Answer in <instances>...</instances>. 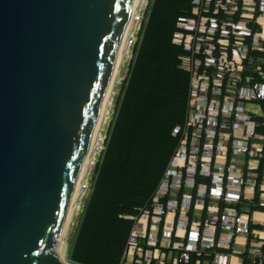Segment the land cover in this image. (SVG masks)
Returning <instances> with one entry per match:
<instances>
[{
	"label": "water",
	"instance_id": "obj_1",
	"mask_svg": "<svg viewBox=\"0 0 264 264\" xmlns=\"http://www.w3.org/2000/svg\"><path fill=\"white\" fill-rule=\"evenodd\" d=\"M133 3L0 0V264H63L67 210Z\"/></svg>",
	"mask_w": 264,
	"mask_h": 264
},
{
	"label": "built area",
	"instance_id": "obj_2",
	"mask_svg": "<svg viewBox=\"0 0 264 264\" xmlns=\"http://www.w3.org/2000/svg\"><path fill=\"white\" fill-rule=\"evenodd\" d=\"M193 16L179 19L173 42L186 52L181 58V66L198 77L200 84L194 92L191 82L186 124L174 129V136L181 134L182 141L172 164L185 144L191 149L190 154L195 149L200 151L196 154L200 159L199 166H195L191 174L195 178L200 176L202 181L210 178L211 182L199 186L195 208L204 209L203 217L207 210L206 217L210 219L195 224V227L193 221L189 231L196 183L191 197L183 195L179 199L183 204L181 211L185 210L188 219H183L180 224V211L177 225L179 201L174 200L171 204L172 199H169L165 211L162 200L170 197L172 192L163 184L169 178L171 164L153 200L152 212L139 209L142 215L136 219L120 264H166L161 249L165 243L168 248L178 251L176 264H190L193 258L197 264H202L200 259L206 260L210 256L207 264H231L235 255L245 253V249L237 251L241 236L246 241L251 237L249 253L254 261L264 262L261 253L264 234L253 228L254 210L264 207V0H193ZM237 64L242 66L240 71ZM213 70L217 77L211 76ZM202 88L208 92H204L200 108L197 105L191 115L190 104L196 101ZM208 103L212 107L208 108ZM196 127L198 136L195 135ZM184 172L186 174V170ZM211 205L215 207L211 208ZM171 208L176 217L172 216L174 221L169 226L170 231L166 229L165 217L160 241L159 224ZM151 213V224H145ZM148 230L149 237L143 241ZM178 230L183 231L180 232L184 235L183 242L175 241L172 246V234L175 232L176 236Z\"/></svg>",
	"mask_w": 264,
	"mask_h": 264
},
{
	"label": "trees",
	"instance_id": "obj_3",
	"mask_svg": "<svg viewBox=\"0 0 264 264\" xmlns=\"http://www.w3.org/2000/svg\"><path fill=\"white\" fill-rule=\"evenodd\" d=\"M186 17H194L193 0H152L148 8L93 191L68 251L73 264H120L136 224L132 218L142 215L139 209L153 210L181 147L182 135L174 136V129L185 126L189 113L193 74L181 66L184 48L173 42L179 19ZM203 182L211 179L196 178L189 231ZM168 201L169 196L162 200L166 212ZM182 206L179 201L177 225ZM164 224L165 217L161 232ZM243 264L254 263L243 256Z\"/></svg>",
	"mask_w": 264,
	"mask_h": 264
},
{
	"label": "rangeland",
	"instance_id": "obj_4",
	"mask_svg": "<svg viewBox=\"0 0 264 264\" xmlns=\"http://www.w3.org/2000/svg\"><path fill=\"white\" fill-rule=\"evenodd\" d=\"M152 0H147L146 1V4L144 5L143 7V10H142V13H141V18H142V23H141V18H140V21H139V18L137 19V24H138V27L136 29V32H135V40L133 42V45H132V48H131V53H130V56L126 55L125 57V62L122 64L121 68H120V76L117 80V83H116V87H115V94L113 95V103H112V106H110L109 110L111 112V117L109 119V122L104 124V129L106 131L105 133V138H104V141H103V148L98 156V159H97V162L95 161V164H94V167H93V172H92V175L89 179V184H88V194L87 196L84 197V200H83V209H85V206H86V203L88 201V198L90 196V194L92 193L93 191V185H94V180H95V172H96V167L97 165L100 163L101 161V158H102V155L103 153L105 152L106 150V143H107V140H108V137H109V131L111 129V125H112V122L114 120V117H115V114H116V110H117V102H118V99L120 97V94L122 92V87L124 86V83H125V80L127 79L128 77V74H129V71H130V66L132 64V61H133V58H134V48L136 47V45L139 43L140 41V38H139V35H140V23L143 24V21H145L146 19V15H147V11H148V8L151 4ZM204 18L208 21L209 23V18L207 16V14H204ZM143 25H141L140 28H142ZM208 27V25H207ZM203 29V28H202ZM205 31H207L206 28H204ZM203 29V30H204ZM139 30V31H138ZM175 37V36H174ZM137 40V41H136ZM136 42V43H135ZM135 45V46H134ZM126 64V65H125ZM238 68V71L241 70L242 66L239 64H237L236 66ZM208 72V71H206ZM232 73H234V71L232 70ZM206 74V73H205ZM210 74L211 76L213 77H217V72H215L214 70L213 71H210ZM201 75V74H200ZM199 75V76H200ZM213 81H215V79H213ZM206 82V81H204ZM193 91L196 92L198 91V85L200 84V79L198 77H194L193 75ZM216 88L218 89V85L216 86ZM204 92H208V90L206 88H202V89H199V96L198 98L196 99L195 102L191 103L190 104V107H191V115L194 113V110H196V107L198 105V108H200V104H201V99L204 97ZM116 100V101H115ZM190 102V101H189ZM115 103V104H114ZM205 103V101H204ZM114 104V105H113ZM209 107H212L210 105V103H208V108ZM114 109V110H113ZM113 110V111H112ZM115 112V113H114ZM198 127L195 128V135H199V132L197 131ZM210 140H211V137H210ZM208 140V143L209 141ZM185 143H187V141H185ZM199 142L198 140L195 141V145H197ZM185 148L182 147L180 153H179V156L177 157L176 161L173 162L171 168H170V175H169V178L166 179V181L164 182V186H168L169 187V191L170 193L172 192V195H171V198H172V202L171 204H173L174 200L176 201H179V196H177L178 193H180L182 191V189L184 188V191L186 190V197L188 198L189 196L191 197L192 196V192H193V186L194 184L196 183V178L191 174V172H193V168L196 166L198 167L199 166V163H200V159L199 157H196V154H198L200 151L198 149H195L193 151L192 154H190V148H188V146L185 144ZM104 149V150H103ZM103 151V152H102ZM102 153V154H101ZM200 154V153H199ZM185 157H187V159L185 160ZM186 170V174H185V171ZM90 181H91V186H90ZM90 186V188H89ZM165 187L163 188V192H164V196L165 195ZM169 195V194H168ZM197 199H201V198H197ZM198 205V203H197ZM178 207V206H177ZM211 208H214L215 206L214 205H211L210 206ZM204 211V209H202ZM185 210L182 209L181 211V215L182 217L181 220H180V224H182V221L183 219H188L187 217V214L184 212ZM83 213L81 211L80 214H78V216H76L75 220H74V215H70V218H69V222L66 226V228L64 229V231L62 232L61 234V237H60V244L63 242V246L65 247L66 249V253H67V256H68V251L70 249V246L73 242V239H74V236L76 234V230L79 226V223L81 221V218L83 216ZM149 218L148 220L145 222L146 223H149L151 224L152 222V217H153V214L151 213L150 215H147ZM176 217V213L174 212V209L171 208V211L168 212V214H165L163 215L162 217H166V220H167V217L170 218L171 217ZM135 218V219H134ZM139 218V217H133L132 219L134 221H136V219ZM256 220H259V221H263L264 222V212H255V217H254ZM137 222V221H136ZM154 223L156 222L155 220L153 221ZM159 240L161 241V238L160 235H161V222L159 224ZM193 227H195V224H193ZM192 227V229H193ZM179 231V230H178ZM147 234V233H146ZM182 234L180 233V231L178 232V234L176 233V236H175V232H173L172 234V246L173 244L175 243V241H178L180 242L181 239L184 238V235H183V238H180ZM186 235V234H185ZM163 236V235H162ZM149 237V230H148V235L144 238H142L143 241H146L147 238ZM65 241V242H64ZM238 245L239 246H244L243 244H241V242L238 240ZM237 251H241V248L239 247L237 249ZM235 255V254H234ZM212 256L210 257H207L206 258V261L209 262V259L211 258ZM235 257H239V255H235ZM236 261V260H234ZM72 263V262H71Z\"/></svg>",
	"mask_w": 264,
	"mask_h": 264
},
{
	"label": "bare ground",
	"instance_id": "obj_5",
	"mask_svg": "<svg viewBox=\"0 0 264 264\" xmlns=\"http://www.w3.org/2000/svg\"><path fill=\"white\" fill-rule=\"evenodd\" d=\"M146 1L147 0H134L132 11H131V18L125 30V37L120 47V51H119L118 58L115 64L113 76L111 78L109 87L105 94L103 106L100 110V115H99V118L97 120V123L95 125L94 131L92 134L89 153L87 157L85 158L83 167L79 173L76 188H75L70 205L67 210V217H66V223H65L64 229L66 228L69 222L70 215L73 214L74 215L73 218L75 220L76 216H78V214H80L81 211H83V207H84L83 200H84V197L87 196L88 194L89 179L92 175L95 161L97 162L98 156L103 148V141H104L105 133H106L103 126L104 124L109 122V119L112 115L109 108L110 106H112V103H113V95L115 94L116 83L120 76V68L122 64L125 62V58H126L125 56L126 55L130 56L131 48L135 40V32L139 24V22L137 24V19L139 18V21H140L141 13H142L144 5L146 4ZM65 247L63 246V242H62L59 248V255H60L61 261L63 264H71L70 258H68L67 256Z\"/></svg>",
	"mask_w": 264,
	"mask_h": 264
},
{
	"label": "crops",
	"instance_id": "obj_6",
	"mask_svg": "<svg viewBox=\"0 0 264 264\" xmlns=\"http://www.w3.org/2000/svg\"><path fill=\"white\" fill-rule=\"evenodd\" d=\"M181 194H182V191L177 194V196H179V199L181 197H183V195H186V190L183 191L182 196H181ZM169 199H172L171 196L169 197ZM197 207L195 208V211H194V219H193L194 222H193V224L205 222L206 219L209 220L210 217H203L204 216L203 215V210H201L200 207H198V208ZM173 221L174 220H172V217L170 218V220L167 217V220H166L167 223L165 222L166 223V229H167V231H170L171 230L169 226L173 223ZM156 226H157V223H156ZM255 227H256V229L262 231V233L264 234V222L263 221L256 220L255 221ZM180 232H183V231H180ZM180 238H183V235H181ZM239 241L244 246H239L238 245V247L243 248L246 251L243 256H246L247 258H249L250 260H252V262L254 264H259V262H255L254 261L253 257L249 253V248H250L249 243H250V240L249 241H246L245 238L240 237L239 238ZM180 242H183V239H181ZM167 246H168V244L165 243L164 247L161 248L162 251H163V253L165 254L166 264H176V261H177V259L179 257L178 251H175L172 248H168ZM262 252L264 253L263 249H262L261 253ZM164 254L162 255V258L164 256ZM243 256L242 257H239V258L238 257H234L233 260H232V264H243ZM234 260H236V261H234ZM200 261H201L202 264H207V261L205 259H200ZM191 264H197L196 263V258H193L192 259Z\"/></svg>",
	"mask_w": 264,
	"mask_h": 264
},
{
	"label": "clouds",
	"instance_id": "obj_7",
	"mask_svg": "<svg viewBox=\"0 0 264 264\" xmlns=\"http://www.w3.org/2000/svg\"><path fill=\"white\" fill-rule=\"evenodd\" d=\"M177 29H178V27H177ZM84 210H85V209H83L82 212H84ZM255 212H264V207H260L259 209L254 210V212H253L254 215L252 214L253 216H255ZM253 218H254V217H253ZM254 221H256L255 218H254ZM253 228H254L255 230H258V229H256L255 225L253 226ZM258 231H260V230H258ZM241 237L245 238L244 236H241ZM249 240H250V242H251V237H250ZM249 246H250V243H249ZM263 247H264V245H263ZM263 247H262V249H263ZM241 249H243V248H241ZM245 252H246V251H245ZM244 254H245V253H244ZM244 254H243V255H244ZM263 254H264V253H263ZM243 255H242V256H243ZM242 256H239V257H242ZM239 257H238V258H239ZM232 260H233V258H232ZM263 263H264V262H263ZM231 264H232V261H231Z\"/></svg>",
	"mask_w": 264,
	"mask_h": 264
}]
</instances>
